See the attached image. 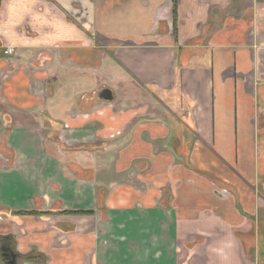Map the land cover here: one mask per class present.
<instances>
[{
  "label": "crops",
  "instance_id": "0c3cea01",
  "mask_svg": "<svg viewBox=\"0 0 264 264\" xmlns=\"http://www.w3.org/2000/svg\"><path fill=\"white\" fill-rule=\"evenodd\" d=\"M4 249L261 264L264 0H0Z\"/></svg>",
  "mask_w": 264,
  "mask_h": 264
},
{
  "label": "water",
  "instance_id": "95a60500",
  "mask_svg": "<svg viewBox=\"0 0 264 264\" xmlns=\"http://www.w3.org/2000/svg\"><path fill=\"white\" fill-rule=\"evenodd\" d=\"M107 91L109 92V94H106ZM99 96L101 98H104V99H112L113 98L110 90H103L102 92L99 93ZM11 252H9L8 249L7 250L4 249L3 251L0 252V256L5 258L6 261H9L12 264H15V259H16L15 255L16 254H14V251H11Z\"/></svg>",
  "mask_w": 264,
  "mask_h": 264
},
{
  "label": "built area",
  "instance_id": "2783aa9c",
  "mask_svg": "<svg viewBox=\"0 0 264 264\" xmlns=\"http://www.w3.org/2000/svg\"><path fill=\"white\" fill-rule=\"evenodd\" d=\"M13 52H14V49L12 47H8L4 50L5 55L12 54Z\"/></svg>",
  "mask_w": 264,
  "mask_h": 264
},
{
  "label": "rangeland",
  "instance_id": "374dc122",
  "mask_svg": "<svg viewBox=\"0 0 264 264\" xmlns=\"http://www.w3.org/2000/svg\"><path fill=\"white\" fill-rule=\"evenodd\" d=\"M122 132H123V131H119L118 133L114 134L112 138H115L116 136H118V134L121 135ZM263 263H264V261L261 260V264H263Z\"/></svg>",
  "mask_w": 264,
  "mask_h": 264
},
{
  "label": "trees",
  "instance_id": "16d2710c",
  "mask_svg": "<svg viewBox=\"0 0 264 264\" xmlns=\"http://www.w3.org/2000/svg\"><path fill=\"white\" fill-rule=\"evenodd\" d=\"M34 212H37V211H21L20 213H22V214H27V213H30V214H32V213H34Z\"/></svg>",
  "mask_w": 264,
  "mask_h": 264
},
{
  "label": "flooded vegetation",
  "instance_id": "af4514ba",
  "mask_svg": "<svg viewBox=\"0 0 264 264\" xmlns=\"http://www.w3.org/2000/svg\"><path fill=\"white\" fill-rule=\"evenodd\" d=\"M7 250V249H6ZM11 263V262H10ZM12 264V263H11Z\"/></svg>",
  "mask_w": 264,
  "mask_h": 264
}]
</instances>
